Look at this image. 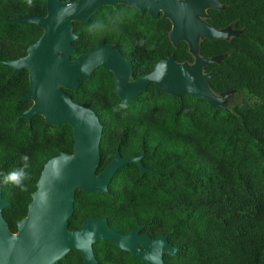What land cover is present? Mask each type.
Segmentation results:
<instances>
[{
  "label": "trees",
  "instance_id": "obj_1",
  "mask_svg": "<svg viewBox=\"0 0 264 264\" xmlns=\"http://www.w3.org/2000/svg\"><path fill=\"white\" fill-rule=\"evenodd\" d=\"M75 1V0H61ZM46 16L45 0H0V188L9 206L2 216L12 234L27 215L44 165L73 153L69 125L54 126L40 115H20L31 101L28 70L5 65L27 55L43 30L18 19ZM206 23L230 30L227 39L201 40L198 55L214 59L204 66L208 87L231 109L215 107L189 93L174 95L150 83L133 99L114 92L112 73L97 68L76 91L63 89L72 102L90 109L102 127L100 174L118 153L141 157L140 166L119 168L106 193L76 191L68 229L89 219H106L114 231L155 240L165 236L177 249L164 264H264V0H217ZM172 24L133 6H103L87 23L73 22L74 61L101 46H115L131 61L132 80L151 73L161 61L193 64L185 41L173 44ZM24 172L19 183L6 181ZM98 264H146L112 241L93 245ZM57 264H85L70 251Z\"/></svg>",
  "mask_w": 264,
  "mask_h": 264
},
{
  "label": "water",
  "instance_id": "obj_2",
  "mask_svg": "<svg viewBox=\"0 0 264 264\" xmlns=\"http://www.w3.org/2000/svg\"><path fill=\"white\" fill-rule=\"evenodd\" d=\"M45 1L46 17L16 21L37 25L43 30L42 36L28 47L25 57L4 64L15 74L28 70L29 92L21 100L31 101L32 106L20 117L30 121L40 115L46 123L54 126L69 125L74 138L73 153H62L44 165L27 215L17 222L16 234L10 233L2 216L9 203L2 199L0 188V264H57L72 250L80 253L85 264H98L93 245L100 241H112L146 264H164L163 254L174 255L177 249L168 243L165 236L152 240L140 235L141 227L123 235L111 229L106 219L89 218L79 230L68 229L76 191L106 193L116 171L130 163L138 164L142 173L146 170L142 167L141 157L123 159L116 153L109 165L97 175L102 127L94 112L73 103L63 89L76 91L93 70L102 68L113 74L114 92L120 99H133L145 92L150 83H155L160 91L174 95L189 93L223 108L222 96L219 99L213 97L207 84L209 75L203 71L204 66L214 59L201 58L196 53L199 58L194 59L193 64H178L170 58L158 63L151 73L132 80L131 61L123 57L115 46L97 47L71 61L70 55L75 51L71 44L79 37L72 31V23H87L103 6L126 4L140 12L147 10L152 18L160 14L168 18L172 24L171 42L185 41L193 56L192 50L196 52L197 49L198 52L201 40L229 38L230 30H215L206 23L216 33L225 34L212 35L197 19L186 14L189 8L198 7H205L207 14L209 8L217 6V0ZM187 27L202 33L198 43L191 44L185 39ZM60 52L66 57L62 58Z\"/></svg>",
  "mask_w": 264,
  "mask_h": 264
},
{
  "label": "rangeland",
  "instance_id": "obj_3",
  "mask_svg": "<svg viewBox=\"0 0 264 264\" xmlns=\"http://www.w3.org/2000/svg\"><path fill=\"white\" fill-rule=\"evenodd\" d=\"M195 1H197V2H203V1H205V0H195ZM212 2H216V0H212ZM162 13H164V12H162ZM186 14L189 16V17H192V18H195V19H197L202 25H204L205 26V30L207 29V30H209L210 31V33L212 34V35H218V36H225V34L224 33H216L215 31H213L212 29H210L209 27H208V25L206 24V18H207V14H206V8L204 7H198V8H195V9H191V8H189L188 9V11L186 12ZM187 30H188V35H187V37L185 38L187 41H189V43H193V42H196V43H198L199 41H200V39H201V37H202V33L199 31V30H197V29H192V28H190V27H187ZM232 35V32L230 31L229 33H228V37H230ZM194 45V44H193ZM192 46V45H191ZM191 48H194L193 46L191 47ZM191 50V49H190ZM191 52V51H190ZM192 52H193V57H194V59H198L199 57L197 56V54L196 53H198L197 52V49H196V52H195V49L194 50H192ZM59 55L62 57V58H64V57H66L63 53H59ZM213 97H215L216 99L218 98L219 99V96H216V95H213ZM221 99V103H222V107L224 108V109H227V110H230L231 109V104H230V102H229V100H227L225 97H220Z\"/></svg>",
  "mask_w": 264,
  "mask_h": 264
},
{
  "label": "clouds",
  "instance_id": "obj_4",
  "mask_svg": "<svg viewBox=\"0 0 264 264\" xmlns=\"http://www.w3.org/2000/svg\"><path fill=\"white\" fill-rule=\"evenodd\" d=\"M24 172L23 171H19V172H12L10 173L9 175H7L5 177V180L6 181H12V182H15V183H19L21 181V179L24 177Z\"/></svg>",
  "mask_w": 264,
  "mask_h": 264
},
{
  "label": "flooded vegetation",
  "instance_id": "obj_5",
  "mask_svg": "<svg viewBox=\"0 0 264 264\" xmlns=\"http://www.w3.org/2000/svg\"><path fill=\"white\" fill-rule=\"evenodd\" d=\"M76 1H78V0L70 1V2H76ZM62 2H63V1H62ZM66 2H68V1H66ZM119 5H121V4H119ZM119 5H117V6H119ZM45 7H46V1H45ZM106 7H112V6H106ZM46 15H47V9H46ZM44 17H46V16H44Z\"/></svg>",
  "mask_w": 264,
  "mask_h": 264
}]
</instances>
